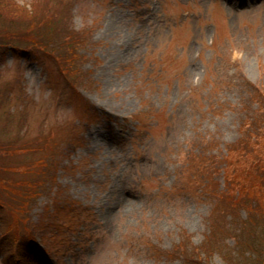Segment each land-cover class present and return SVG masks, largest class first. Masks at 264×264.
<instances>
[{"label": "rangeland", "instance_id": "1", "mask_svg": "<svg viewBox=\"0 0 264 264\" xmlns=\"http://www.w3.org/2000/svg\"><path fill=\"white\" fill-rule=\"evenodd\" d=\"M0 264H264V0H0Z\"/></svg>", "mask_w": 264, "mask_h": 264}, {"label": "trees", "instance_id": "2", "mask_svg": "<svg viewBox=\"0 0 264 264\" xmlns=\"http://www.w3.org/2000/svg\"><path fill=\"white\" fill-rule=\"evenodd\" d=\"M41 49H43L42 51H41V53H47V52H50L51 54H53L50 50H48L49 48H45V47H43V48H41ZM47 50V51H46ZM14 52H18V50H13ZM255 90V89H254ZM261 125H257V126H255L256 128H258V127H260Z\"/></svg>", "mask_w": 264, "mask_h": 264}]
</instances>
